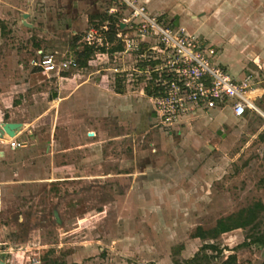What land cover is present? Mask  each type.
<instances>
[{"label": "rangeland", "instance_id": "1", "mask_svg": "<svg viewBox=\"0 0 264 264\" xmlns=\"http://www.w3.org/2000/svg\"><path fill=\"white\" fill-rule=\"evenodd\" d=\"M163 1L166 11L153 12L149 6L151 14L161 16L162 25L172 22L206 38L230 72L235 63L264 85V0ZM55 7L48 3L39 10L66 11ZM48 22L38 25L47 28ZM59 28L54 36L62 43L53 49L67 50L71 34L64 25ZM18 30L11 27L0 43V121L12 117L33 123L19 136L18 141L27 142L25 147L10 149L9 141L0 142L5 152L0 155V247L7 250L0 254V264H173L195 254L206 241H215L223 250L209 258L211 264H221L232 253L236 264H264V245H241L250 242L247 234L262 230L264 210L255 230L247 227L215 240L192 237L198 226L208 229L220 217L257 200L264 204V115L254 109L232 119L215 110L202 126L183 128L181 140H172L162 130L137 132L112 115L110 135L130 136L72 155L60 151L74 142L70 128L62 131L60 126L57 136L62 139L49 152L46 141L54 134L50 95H57L56 75L28 73L27 56L33 52L30 40L51 39ZM93 57L99 68H113L111 84L118 89L117 56H110L109 62ZM126 61L137 64L134 54L126 55ZM127 72L130 88L144 85L148 90L145 78L132 68ZM258 104L264 106V97ZM107 172L111 176L103 175ZM84 173L98 175L81 176Z\"/></svg>", "mask_w": 264, "mask_h": 264}, {"label": "crops", "instance_id": "2", "mask_svg": "<svg viewBox=\"0 0 264 264\" xmlns=\"http://www.w3.org/2000/svg\"><path fill=\"white\" fill-rule=\"evenodd\" d=\"M145 2L148 5V8L150 6L153 12H155L156 9L159 10L161 8L164 11H166L167 7L166 8L164 7L166 3L163 0H145ZM48 3L51 4L54 3L56 6L55 7L56 11H60L62 7H65L66 11H62L61 13L56 12L55 14H50V13L44 14L39 10V8L40 6H43V4H48ZM112 5L113 2L111 0H0V19L4 21L0 23V43H3L2 36L6 34V31L9 32L11 27L13 29H19L18 31L20 33L28 31L26 32V35L29 32L30 33L37 32L36 35L38 37H42L43 34L45 35L48 34L50 37L47 38H50L51 41L40 42L36 38L35 41L30 40L29 44L26 42L29 45V49L33 51L31 54L27 56V64L29 68L27 71L28 73L32 71L33 75L39 77L40 75L43 74L37 67L33 65V60L38 59L43 53L52 51L53 48H56V46L58 47L61 45L62 42L60 38L54 36L57 30L60 29L59 28L60 25H64L66 33L68 35L71 34L72 38L68 42L67 50L65 49L61 51L58 49H53L54 51L52 52H58L59 55H70L77 57L78 53L82 51L85 45L83 38L88 27L96 23L98 25L107 23L108 21L101 22V16L104 14H111L109 13L108 9ZM41 10L44 9L41 7ZM24 12L29 13V16L27 17L26 20L30 25L23 24ZM45 15L48 17H45ZM119 15L121 16L120 19H123L125 13L120 12ZM175 15L176 14H173L172 15L173 18L171 19L174 22L176 21ZM42 16L45 17V19L42 18ZM42 20L49 21L48 22L49 25L47 26V28L38 25V23ZM13 22H15V24H13ZM6 23L10 25L8 29L6 27ZM17 24L18 26H15ZM14 31L15 30L12 31L13 34ZM62 47L64 46L62 45ZM17 48L18 47H15V49ZM94 55H97L99 56V58L102 59L105 58L108 59L107 62H109L110 56H117L118 68L117 67L115 68L119 73H121L119 74V77L122 82L119 81L118 87H121L122 91H118V89L115 90L114 89L115 86L111 84L110 71L113 70V68L110 66L106 68L103 67L99 68L96 64L97 63L96 59L93 57ZM126 55H131V53L124 52L123 47L121 50H115L113 52L108 50L101 54L94 53L90 56L85 66L80 65L78 69L72 70L71 72L55 74L56 75L55 79L58 85L57 95L54 97L50 95V100L52 102L51 103L52 109L54 111V116H53L54 134L52 138H49L46 141L47 151L49 152L52 151L53 149L52 146L55 145L56 142H58V140L62 139L61 136L60 137L57 136L58 135L57 130L58 127L60 126L62 127V131L64 130L66 131L67 129L70 128L72 132V140H74L71 147L61 148L60 151L61 153L71 151L72 155L76 151H79L84 148L92 149L93 145H96V143L101 145L107 140H118L130 136L128 132L123 133V135H115V134L110 135L109 132L110 127L108 124H111L112 115L114 117H119V119L123 123L121 125H124L126 128H130V127H132V129L135 128L136 131L140 133L142 132L147 133L153 130H162L165 131V134H167L169 130L174 131L173 129L162 128L156 123L153 104L147 94L148 91H146L144 85H140L138 89L130 88L131 78L129 76L131 75V73H128L127 71L132 68L133 71L137 72L139 66L138 64H133L132 66V64L127 63ZM15 56L17 60L20 59L18 55ZM233 65H235V63L232 64V66H230L231 67L230 70L232 71L233 74H236L238 76H243L245 72L251 73L246 69H243V71H239L237 67H234ZM46 77L51 78L53 76H46ZM123 83H125V85H123ZM262 83H263L262 80H257L255 78V84L253 90L250 91V93H254L257 90L261 91L260 94L258 93L251 98H253V101L257 106V110L262 115H264V106L261 107L258 104V101H261L262 98L264 97V85ZM9 109L13 113L12 106L9 107ZM48 109L51 108L49 107ZM0 113L4 114V110L1 108H0ZM205 118L206 117H203L202 119L193 123L192 126L181 127L182 132H183V128L189 129V128H193L194 126H199V125L202 126V122ZM10 121L22 122L23 128L29 127L33 123V121L29 122L21 119H14L12 117ZM21 131H19L18 135L16 136L17 140H19ZM136 131H134L133 134H136L137 133ZM90 132H92V134H89ZM4 140L5 142L8 143L9 138L7 137V139ZM254 141L255 140H252L248 144L250 145ZM262 146H264V140L262 141ZM8 147L10 149H16L11 147L10 145ZM0 152H1L0 155H4L5 153L3 150H0ZM153 164L154 163L152 162V166ZM96 175L98 174L84 173L81 176L93 177ZM103 175L111 176V173L107 172L104 173ZM74 176H76L77 178L80 177L79 174L71 175L72 178H74ZM239 229H245V228L233 229L231 231L222 234H228L230 232H234ZM221 235H219L217 238H219ZM194 238H200V237H194ZM215 239H211V240H215ZM210 242H213L218 247H220L215 241H210ZM198 251H196L195 254ZM195 254L187 255L184 257L185 259H190ZM227 256L224 257V259L227 258Z\"/></svg>", "mask_w": 264, "mask_h": 264}, {"label": "built area", "instance_id": "3", "mask_svg": "<svg viewBox=\"0 0 264 264\" xmlns=\"http://www.w3.org/2000/svg\"><path fill=\"white\" fill-rule=\"evenodd\" d=\"M111 1L109 13H125L114 41H108V22L90 25L83 41L94 46L97 54L103 53L99 50L102 46L109 49L121 44L124 52L135 55L138 76L152 84L153 92L147 94L159 126L178 129L192 126L215 110L238 118L257 109L249 95L255 84L252 72L243 76L230 72L206 38L172 22L162 25L161 16L151 14L145 0ZM33 65L47 76L80 67L76 56L52 51L33 60ZM9 143L13 148L25 144L16 137H10ZM1 253L7 250L0 247Z\"/></svg>", "mask_w": 264, "mask_h": 264}, {"label": "trees", "instance_id": "4", "mask_svg": "<svg viewBox=\"0 0 264 264\" xmlns=\"http://www.w3.org/2000/svg\"><path fill=\"white\" fill-rule=\"evenodd\" d=\"M121 16L119 13L113 14H104L101 16V22L108 21L109 23V33H108V41L113 42L115 39V33L117 28L119 27L117 24L121 25L120 21ZM122 46L120 44H115L107 49L105 46L99 48L101 52L105 51H115L121 50ZM96 52V48L94 46L85 44L82 51H80L77 55V59L80 65L85 66L87 64L88 59L92 54ZM152 84L148 85V93L151 92ZM118 91H122L121 87H118ZM264 210V204L261 200H257L253 202L251 205L247 207H243L238 211L231 213L227 216L220 217L217 219L215 225L211 228L204 229L198 226L195 232L192 234V237H200L203 240L215 239L222 233L231 231L237 228H247L250 227L253 230L258 226L257 220L259 218L260 213ZM246 239H250V242L244 241L241 245L246 244H261L264 245V226L262 230L255 232L252 235H246ZM206 250L215 251L216 254L210 256ZM223 252L222 248L218 247L215 243L206 241L201 246L200 250L190 259H185L182 262L175 261L174 264H211L209 263L210 257H219V255ZM237 256L236 254H229L227 258L221 261V264H236ZM55 264V263H54ZM61 264V263H56ZM66 264V263H62Z\"/></svg>", "mask_w": 264, "mask_h": 264}, {"label": "water", "instance_id": "5", "mask_svg": "<svg viewBox=\"0 0 264 264\" xmlns=\"http://www.w3.org/2000/svg\"><path fill=\"white\" fill-rule=\"evenodd\" d=\"M23 16H24L23 24L30 25L26 20L27 17L29 16V13L24 12ZM122 25H124V23H122ZM22 128H23V123L19 121H0V142L1 140H4L6 137H16L18 135V132L21 131ZM219 132L221 131L219 130ZM89 134H92V132H90Z\"/></svg>", "mask_w": 264, "mask_h": 264}, {"label": "flooded vegetation", "instance_id": "6", "mask_svg": "<svg viewBox=\"0 0 264 264\" xmlns=\"http://www.w3.org/2000/svg\"><path fill=\"white\" fill-rule=\"evenodd\" d=\"M174 131L172 130H169L168 133L166 134V136L170 137L172 140H181L182 137V129L179 128V129H173ZM177 130V131H176ZM219 130L221 132H219ZM217 130L218 131V134H221L222 135V130L219 129ZM25 144L23 146H26V142H24Z\"/></svg>", "mask_w": 264, "mask_h": 264}]
</instances>
